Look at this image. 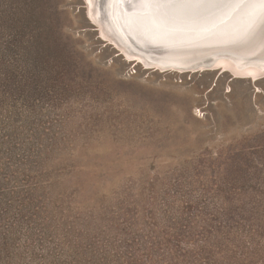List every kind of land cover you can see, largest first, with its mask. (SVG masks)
Masks as SVG:
<instances>
[{
	"label": "rangeland",
	"instance_id": "374dc122",
	"mask_svg": "<svg viewBox=\"0 0 264 264\" xmlns=\"http://www.w3.org/2000/svg\"><path fill=\"white\" fill-rule=\"evenodd\" d=\"M88 1L0 0V178L36 186L6 217L0 202V264H68L61 241L103 230L123 202L155 207L181 175L182 194L212 204L224 178L264 190V77L233 74L238 62L263 73L264 55H248L264 46L223 53L235 63L219 72H155L108 45ZM8 112L17 129L2 138ZM36 141L39 162L11 175V150Z\"/></svg>",
	"mask_w": 264,
	"mask_h": 264
},
{
	"label": "trees",
	"instance_id": "16d2710c",
	"mask_svg": "<svg viewBox=\"0 0 264 264\" xmlns=\"http://www.w3.org/2000/svg\"><path fill=\"white\" fill-rule=\"evenodd\" d=\"M4 77L8 81L7 73ZM14 117L13 112L4 117L3 131L11 134L2 138L15 136ZM10 145V149L23 148L22 143ZM38 151L37 141L22 154L11 150V175H16L21 164H37L41 157ZM181 176L173 184L178 185L177 190L163 194L159 203L154 200L155 207L143 206L141 210L140 206L123 202L103 230L93 236L87 234L86 240L78 238L72 248L70 241H61L64 254L72 252L68 264H264V190L256 186L234 188L224 178L218 183V204H212L206 198L207 191L196 199H192V192L182 194L186 179ZM253 176L259 177L257 171ZM4 179L0 178V202L5 199L6 217L10 206L23 204L17 195L36 186L29 176L26 183L30 187L26 190L20 179ZM236 194L242 199H232ZM0 241V246H8L7 235H1Z\"/></svg>",
	"mask_w": 264,
	"mask_h": 264
},
{
	"label": "bare ground",
	"instance_id": "6f19581e",
	"mask_svg": "<svg viewBox=\"0 0 264 264\" xmlns=\"http://www.w3.org/2000/svg\"><path fill=\"white\" fill-rule=\"evenodd\" d=\"M205 3H206L205 6L208 9H210V7L208 6L210 5V2L206 1ZM263 3H264V0H263ZM131 4L135 6H140V9H142L144 5L151 6V2L148 0H92V9L90 8L89 9L90 11L92 10V12L95 14L96 16L95 19L98 21L97 24L99 23L100 24L99 26H101L102 30L108 34V36H106L109 40L108 45L113 46L117 44L121 49L117 51L118 52L122 51V53H120L119 55L124 56L127 59L136 58V60L134 61L135 62L138 61L139 65L142 63L144 64L143 61L146 60L148 63H150L149 65L152 66L151 67L148 64L146 65L144 64L145 67L146 66L151 67V68L147 67L146 69H154L155 72H161V73L162 72H175L179 74L198 73V72H205V71H218L219 72V71H223L225 68L230 67V63L232 64L231 66H234L233 63H235V62L232 63L230 61L233 59L234 54H232L233 55L232 58L228 60L227 57L225 58L222 57L223 53L228 52L229 50L233 52L234 51L233 49L235 48L241 49L242 51L240 50V52H246L247 50L246 48L250 46L247 43L243 45L242 44L238 45L239 40H234V37H231V39H225V40L218 41L215 39L216 37L214 35L212 36L209 35L210 33H204L203 35L208 36V37H203L201 40L177 39L174 36L172 39H169V42H168L169 44H167L165 41H160V40H155L156 44H150L149 42L136 38V37L134 38L135 41H133L132 38L129 36V34L126 33V29L122 25V21H121L122 19L125 21L126 18L128 19L129 16H135L138 18L140 17V15L134 14L131 12L132 11L131 8L129 9ZM258 5L260 4H257L255 7H253V10L261 14L262 16H264V9L261 8V6L259 7ZM201 7H202V10L200 11L206 10L204 5H201ZM90 13L91 12H89V14ZM122 14H124V18L122 17ZM175 14L178 16L177 12ZM202 14L203 16L201 15L195 18V20L191 22H199L202 20L210 21L212 17L210 11L203 12ZM89 16L92 17L91 15ZM238 22H239L238 24L240 25L244 24L242 20H239ZM186 23H190V21ZM248 23H249L248 25L246 26L244 25L246 32L248 31V32L256 33L257 34L256 38H258V44H259L258 46L260 47L264 46V39L261 40V38H263L262 34L264 32L263 30L264 28H261L258 30L256 28L261 22L258 21L257 19H253V20L250 19ZM110 27H113L114 30H112ZM200 28H202V26L193 28L192 31L198 33L199 30L197 29H200ZM114 31H115V34H114ZM101 34L100 36H103ZM236 35L237 33L234 36ZM238 35L239 36H236V37H239L238 39H242L244 37V35L243 36L241 34H238ZM116 38H118L121 41V44L118 43V40ZM168 45H170V47H167ZM251 55H248V56H250V58L253 57V59H255L254 57L255 55L256 56L259 55L260 57H262L264 54H261V55L254 54L253 56ZM247 58L245 60H248ZM253 59H250V61ZM234 61H236V59H234ZM238 61L239 60L237 59V62ZM254 61H257V60H253L251 62H254ZM238 63L240 64V62ZM238 63H237L238 66L235 65L236 67L235 71L234 69H231V71H234V73L232 72L233 74L237 75V73H239L237 75L238 77L241 76L242 78L250 80L251 82L255 81V83L261 81L262 78L264 77V72L262 73V71L260 70H259L260 72L257 70L255 71L252 67H250L251 65H254L253 63L251 65H247L244 62V66L242 65V69L241 70L238 69L240 72L237 71L236 69L237 67H239ZM241 63L243 64V62ZM262 69L264 70V68ZM227 70L226 72H228Z\"/></svg>",
	"mask_w": 264,
	"mask_h": 264
},
{
	"label": "water",
	"instance_id": "95a60500",
	"mask_svg": "<svg viewBox=\"0 0 264 264\" xmlns=\"http://www.w3.org/2000/svg\"><path fill=\"white\" fill-rule=\"evenodd\" d=\"M148 1L151 2V6L144 5V7L140 9V6L131 4L129 7V9L131 8L132 13L140 15L139 18L129 16L125 21L123 19L121 20L122 25L126 29V33L129 34L133 41H135L134 38L136 37L145 40L150 44H156L155 40L165 41L169 44V39H172L174 36L177 39L201 40L203 37H208L204 36V33H210L209 35H214L216 37L215 39L218 41L234 37V40H239L238 45L246 43L251 47H257L259 45L258 38H256L257 34L248 31L246 32L245 26L249 24L248 22L250 19H257L261 22L256 27L257 30L264 28V16L253 10V7L257 4H260L258 6H261V8L264 9L263 0ZM206 1L210 2V5H208L210 9L205 6ZM201 5H204L206 10L200 11L202 10ZM207 11H210L212 15L210 21L202 20L199 22H191L194 21L195 18L201 15L203 16L202 13ZM176 12L178 16L175 14ZM122 17L124 18V14H122ZM239 20H242L244 24H238ZM189 21L190 23H186ZM199 26H202V28L197 29L199 30L198 33L192 31L193 28ZM110 28L114 30L113 27ZM236 33V36H239L238 34H241L242 36L244 35V39H238L239 37L234 36ZM116 39L118 40V43L121 44V41L118 38ZM261 40H263V38H261ZM167 47H170V45Z\"/></svg>",
	"mask_w": 264,
	"mask_h": 264
},
{
	"label": "built area",
	"instance_id": "2783aa9c",
	"mask_svg": "<svg viewBox=\"0 0 264 264\" xmlns=\"http://www.w3.org/2000/svg\"><path fill=\"white\" fill-rule=\"evenodd\" d=\"M136 73H137L136 70L132 69V70L130 71V73H129V76H133V75H135Z\"/></svg>",
	"mask_w": 264,
	"mask_h": 264
}]
</instances>
